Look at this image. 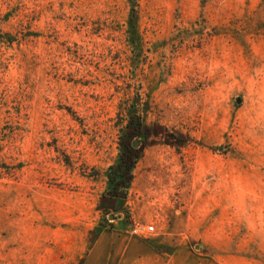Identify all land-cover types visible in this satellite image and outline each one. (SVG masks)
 Masks as SVG:
<instances>
[{"label": "rangeland", "instance_id": "1", "mask_svg": "<svg viewBox=\"0 0 264 264\" xmlns=\"http://www.w3.org/2000/svg\"><path fill=\"white\" fill-rule=\"evenodd\" d=\"M153 246L264 264V0H0V264Z\"/></svg>", "mask_w": 264, "mask_h": 264}, {"label": "trees", "instance_id": "2", "mask_svg": "<svg viewBox=\"0 0 264 264\" xmlns=\"http://www.w3.org/2000/svg\"><path fill=\"white\" fill-rule=\"evenodd\" d=\"M134 4L135 0H131ZM132 16L135 17V6L132 7ZM140 117L134 115L131 117L128 128V139L123 144V149L120 154V158L117 164L110 167L109 178L112 184L111 194L114 196H120L121 190L127 187L130 181L133 179V169L139 158V151L131 144V138L142 133L141 125L139 122ZM169 138H174L177 141L179 139L174 133L168 134ZM182 144V141H180Z\"/></svg>", "mask_w": 264, "mask_h": 264}, {"label": "crops", "instance_id": "3", "mask_svg": "<svg viewBox=\"0 0 264 264\" xmlns=\"http://www.w3.org/2000/svg\"><path fill=\"white\" fill-rule=\"evenodd\" d=\"M139 237H142L139 235ZM131 241H133V243L141 246L142 243H140V239H132ZM140 243V244H139ZM135 255L138 256L137 254V246H135ZM142 257L146 255V258H142V260L139 261H134V262H129L126 264H172L171 261H169V259L167 260V255L173 256L174 254H169L167 252H162L160 251V249H158L157 247L153 246L152 249H150L147 253L143 254V253H139ZM119 264H124L123 262L120 261Z\"/></svg>", "mask_w": 264, "mask_h": 264}, {"label": "built area", "instance_id": "4", "mask_svg": "<svg viewBox=\"0 0 264 264\" xmlns=\"http://www.w3.org/2000/svg\"><path fill=\"white\" fill-rule=\"evenodd\" d=\"M154 230H155V226H147L143 224H138L134 229V233L138 235H144V234L152 233Z\"/></svg>", "mask_w": 264, "mask_h": 264}, {"label": "water", "instance_id": "5", "mask_svg": "<svg viewBox=\"0 0 264 264\" xmlns=\"http://www.w3.org/2000/svg\"><path fill=\"white\" fill-rule=\"evenodd\" d=\"M238 101H241V99H238ZM138 144L136 143L135 146H137Z\"/></svg>", "mask_w": 264, "mask_h": 264}]
</instances>
